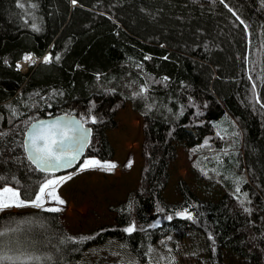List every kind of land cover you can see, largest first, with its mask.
<instances>
[{
  "label": "trees",
  "instance_id": "1",
  "mask_svg": "<svg viewBox=\"0 0 264 264\" xmlns=\"http://www.w3.org/2000/svg\"><path fill=\"white\" fill-rule=\"evenodd\" d=\"M72 3L0 0V188L30 202L56 176L25 152V133L42 118L77 116L92 129L85 158L111 160L108 131L127 104L143 122L140 182L110 208L112 224L88 233L68 231L58 211L0 213V256L14 258L0 264H83L88 249L110 240L145 264L177 231L202 233L210 264H226L225 251L264 264V0ZM47 52L49 64L17 68ZM207 143L221 152L204 164L220 174L225 195L203 200L181 180V201L168 203L178 147ZM185 210L192 219L177 215Z\"/></svg>",
  "mask_w": 264,
  "mask_h": 264
},
{
  "label": "rangeland",
  "instance_id": "2",
  "mask_svg": "<svg viewBox=\"0 0 264 264\" xmlns=\"http://www.w3.org/2000/svg\"><path fill=\"white\" fill-rule=\"evenodd\" d=\"M72 4L73 6L77 5ZM24 60L19 62V65L17 63V68L20 71L21 68L37 67L36 64L23 67ZM116 120L118 128L108 131V137L114 149V157L107 162L101 161L102 163L116 164L115 169L110 172L98 168L80 171L85 160H99L96 157H86L76 170L49 178L57 179L71 176V179L61 182L56 189L57 195L65 201L64 204H57L46 196L43 208L30 206L29 203V206L12 207L0 211V213L59 208L60 211L58 212L63 224L68 231L75 233H88L101 226L112 224L114 214L110 208L125 201L128 194L139 185L144 166L142 117L133 111L131 104H127L126 108L119 111ZM203 148L207 151L201 152ZM220 153L209 148L208 143L195 149L179 146L178 158L171 166L170 182L163 194L165 200L168 203L181 201L178 187L181 180L187 182L199 198L220 200L226 193L225 185H223L224 180L220 174L204 164L205 161H210L212 157ZM243 160L244 177L250 183L245 158ZM129 164H131L130 167ZM225 253L226 264L241 263V258L237 255L230 251H225ZM81 262L83 264H142L127 247L112 240L104 245H96L88 249ZM145 264H210L206 238L200 232L177 231L160 240L153 247L149 260Z\"/></svg>",
  "mask_w": 264,
  "mask_h": 264
},
{
  "label": "snow or ice",
  "instance_id": "3",
  "mask_svg": "<svg viewBox=\"0 0 264 264\" xmlns=\"http://www.w3.org/2000/svg\"><path fill=\"white\" fill-rule=\"evenodd\" d=\"M76 0H73L75 3ZM31 56H26L25 60H31ZM51 57H45V63L50 62ZM95 123L96 120L93 117L91 120ZM90 130L85 131L83 124L75 119L57 118L54 121H37L31 124L27 132V139L25 141V151L28 153L29 160L35 165L37 170L54 173L57 169L67 168L72 166L80 155H82L83 148L88 143V136ZM129 167L131 164L128 165ZM117 167L114 163H102L99 160L88 159L80 167V171L87 169H101L111 171ZM3 179V177H0ZM71 179L68 177H59L57 179H47L39 187L38 192L35 193L34 199L30 202H26L21 199V194L18 190L12 187L0 188V211L9 209L12 207L20 208L25 206H33L43 208L45 197L47 196L51 200H54L57 204H64L63 201L56 192L57 186L61 182ZM240 189L237 188V192ZM45 211L55 212L60 211L59 208H47ZM248 211V209H245ZM177 215L192 219L191 215L187 211L178 212ZM171 219V217H168ZM135 226H130L124 231L133 232ZM6 235L4 232H0V237ZM21 257H15V260H20ZM26 259H32L27 257ZM8 260L13 261L12 256H0V262Z\"/></svg>",
  "mask_w": 264,
  "mask_h": 264
},
{
  "label": "water",
  "instance_id": "4",
  "mask_svg": "<svg viewBox=\"0 0 264 264\" xmlns=\"http://www.w3.org/2000/svg\"><path fill=\"white\" fill-rule=\"evenodd\" d=\"M57 118H68V119H75L77 121H80L82 124H83V128L85 131L87 130H90V135L88 136V143L87 145L83 148V152H82V155L79 156V158L73 162L72 166L70 167H67V168H60V169H57L54 173H48V172H44V173H47V174H56V175H61V174H65V173H68V172H71V171H74L77 169V167H79L81 164H82V161L84 160L86 154H87V151H88V148L90 146V143H91V139H92V129L91 127L89 126H86L83 121L81 119H79L77 116H74V115H68V114H65V115H59V116H52V117H46V118H42V119H39L37 121H40V120H43V121H54L56 120ZM37 121L33 122V123H36ZM32 123V124H33ZM31 126V125H30ZM30 126L28 127V129L30 128ZM28 129L25 133V137H24V145H25V141L27 139V132H28ZM26 152V151H25ZM26 155L28 157V153L26 152ZM29 159V158H28ZM31 162V161H30ZM32 163V162H31ZM33 164V163H32ZM34 165V164H33ZM35 166V165H34ZM43 172V171H42Z\"/></svg>",
  "mask_w": 264,
  "mask_h": 264
},
{
  "label": "bare ground",
  "instance_id": "5",
  "mask_svg": "<svg viewBox=\"0 0 264 264\" xmlns=\"http://www.w3.org/2000/svg\"><path fill=\"white\" fill-rule=\"evenodd\" d=\"M50 56V53L47 52L43 57L41 58H38V57H34L33 55L31 56L32 59L29 61V60H24L23 61V67H27L29 65H32V64H36V66H38L40 63H45V57H49ZM51 57V56H50ZM48 63V62H47Z\"/></svg>",
  "mask_w": 264,
  "mask_h": 264
}]
</instances>
